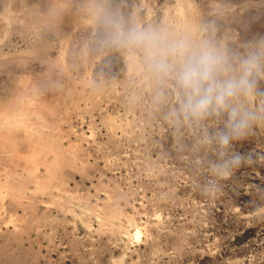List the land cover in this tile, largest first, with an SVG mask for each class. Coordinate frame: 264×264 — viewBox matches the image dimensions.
<instances>
[{"label":"rangeland","instance_id":"1","mask_svg":"<svg viewBox=\"0 0 264 264\" xmlns=\"http://www.w3.org/2000/svg\"><path fill=\"white\" fill-rule=\"evenodd\" d=\"M0 28V264H264V0H0Z\"/></svg>","mask_w":264,"mask_h":264},{"label":"clouds","instance_id":"2","mask_svg":"<svg viewBox=\"0 0 264 264\" xmlns=\"http://www.w3.org/2000/svg\"><path fill=\"white\" fill-rule=\"evenodd\" d=\"M128 39L134 43L143 45L148 50L149 58H154L158 53L155 51L156 46L159 44L161 37L152 32H138V33H131ZM182 46L174 45L171 47V51L175 53L179 50ZM255 61V57H252L249 60L243 61L245 66V78L249 73L248 66L253 64ZM218 63V57L211 51L203 52L197 61L198 67L195 68H185L180 73V82L185 87H196L199 82L205 81L209 78L210 72ZM157 66L160 68H165L167 65L161 60L158 61ZM244 81L242 80V83ZM211 92V89H209ZM223 95H233L234 94V87L230 83L226 88L222 90ZM209 102L208 98L205 97L204 99H200L192 104L189 101V104L195 109H202L207 105Z\"/></svg>","mask_w":264,"mask_h":264},{"label":"bare ground","instance_id":"3","mask_svg":"<svg viewBox=\"0 0 264 264\" xmlns=\"http://www.w3.org/2000/svg\"><path fill=\"white\" fill-rule=\"evenodd\" d=\"M1 35H2V32H1V28H0V39H1V37H2Z\"/></svg>","mask_w":264,"mask_h":264}]
</instances>
